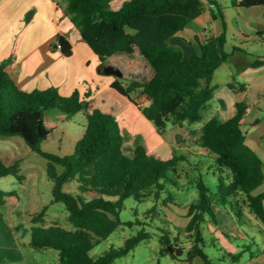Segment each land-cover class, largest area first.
<instances>
[{"label": "trees", "instance_id": "1", "mask_svg": "<svg viewBox=\"0 0 264 264\" xmlns=\"http://www.w3.org/2000/svg\"><path fill=\"white\" fill-rule=\"evenodd\" d=\"M56 1L78 30L80 39L100 61L125 72L121 78L126 81L117 78L112 87L143 110L149 120L155 121L158 113L163 114L160 130L170 118L181 126L203 120L202 110L215 94L214 74L237 47L228 51V39L223 33L199 41L200 53L194 50L191 41H186L192 52L185 56L183 48L169 40L201 16L209 3L213 16L222 17L226 26L218 0H126L118 10L111 7L114 0ZM233 4L250 9L264 6V0H233ZM8 62L0 64V136H21L31 149L49 160L48 175L54 182L52 202L65 204L72 225L47 226L49 206L46 205L31 218L30 245L58 250L61 264H112L150 236L143 229L126 239L123 246L112 247L100 256L91 255L122 224L120 215L125 201L133 198L143 202L154 198L156 204L147 212L150 218L159 214V202L165 208L169 204L182 205L168 190V183L179 186L180 165L189 161L193 152L176 150L168 160L158 159L149 153L143 135L132 140V135L120 128L113 115L93 107L87 100L90 92L82 96L76 89L65 96L54 86L28 91L9 74ZM255 64L258 66L264 61L258 59ZM230 87L237 96L236 114L226 120L211 117L203 123L197 140L199 150L203 151L198 154L214 158L220 183L213 192L201 177L197 180L198 197L185 206L189 264L196 258L203 264H213L204 251L203 223L218 224L216 204L226 206L233 199L235 203L230 202L238 220L247 207L264 223V193H253L264 183L263 160L248 144L242 128L248 109L246 85L232 82ZM140 94L147 97L148 105L139 102ZM54 108L69 116L85 113L86 129L72 154L59 156L42 149V143L51 133L45 125V116ZM8 175L23 180L18 161L5 165L0 155V178ZM71 180L77 181L78 194L64 189L65 183ZM164 193L168 194L162 198ZM10 194L0 190V207L6 204ZM160 242L163 254L177 258L180 236L172 242L164 234ZM230 255L234 261L240 258L239 254Z\"/></svg>", "mask_w": 264, "mask_h": 264}, {"label": "rangeland", "instance_id": "2", "mask_svg": "<svg viewBox=\"0 0 264 264\" xmlns=\"http://www.w3.org/2000/svg\"><path fill=\"white\" fill-rule=\"evenodd\" d=\"M125 1H112V9H120ZM223 2L227 5L228 12L236 14L237 10L232 6L231 0H223ZM255 9L254 11H258L256 19L261 22L263 33L258 35L256 40H251L244 45L249 51L247 59L250 60L264 56V6ZM229 18L232 19V15H229ZM72 37L79 46V50L74 54L67 55L74 59L71 66L69 67L66 63L62 76L56 79V83L51 80L50 87H57L65 96L71 95L77 88H81L84 93L91 92V97L88 96L87 100H91V104L100 107L104 113L113 115L120 128L126 129L132 135V140H135L139 135L145 136L149 153L158 159L168 160L176 150L179 153L193 152L190 160L180 165L179 186L168 183V190L176 195L177 202L182 205L169 204V208H165L159 202V214L150 218L147 217V212L156 204L154 198L143 202L128 198L120 215L122 224L109 237L102 240L91 251V255L100 256L112 247H121L126 239L145 229L150 233V236L141 241L128 254L117 258L112 264H189L190 244L185 231L188 220L185 217L187 212L185 206L198 197L197 180L201 177L213 192L217 191L220 183V172L214 158L198 154L200 147L195 142L197 137L194 132L202 129L203 123L212 116L217 115L220 118L221 116L215 113L210 114L208 110L204 109L202 121L185 123L181 126L175 124L170 118L166 127L160 130L156 122L149 120L143 110L134 102H130L128 98L114 89L109 90V86L104 87L100 84L109 77L115 80L118 78L121 81H126V79L106 74L104 70L107 65L97 58L91 62L83 57L82 54L86 51L91 52V48L79 38L76 29L72 33ZM234 44L240 45L233 37H229L227 50L231 51ZM120 68L122 69V67ZM125 75L124 72L123 77ZM95 76L99 81L95 80ZM111 92L114 93L113 96H111ZM137 97L141 104L145 103V95L140 94ZM126 101L134 108L135 112L127 109ZM144 106L146 105L144 104ZM45 125L51 129V133L42 143V149L52 154L65 156L74 152L77 141L85 132L87 121L84 112L69 116L54 108L46 113ZM242 127L257 137L258 143L255 145V149L263 160L264 169V126L257 128L246 120ZM174 128L176 130H173ZM186 143L190 144L185 145ZM0 155L5 165H12L18 161L20 174L23 176V180H20L16 175L0 178V190L12 193L7 197L6 204L0 207V212L4 215L10 232L20 242L21 250L23 249L21 245L31 233L32 216L40 212L46 205L49 206L45 223L47 226L58 223L65 227H71L65 204L52 202L54 182L48 175L49 160L31 149L21 136H0ZM61 170L62 167H59V171ZM222 175L226 176L224 173ZM228 182L229 179H226L225 183L228 184ZM64 189L72 194L79 193L76 180L65 183ZM253 193H264V183ZM167 194L164 193L162 198ZM230 201L235 203L233 199ZM230 201L225 204L226 206L216 204L218 224L212 221L203 223L206 239L204 251L212 259L213 264H264V223L247 207L243 208L242 219L238 220ZM164 234H167L172 242H175L176 237L180 236L181 249L178 251L177 258L162 253L160 238ZM22 251L27 262L15 264H61L60 253L56 249L34 248V252H31L27 247ZM230 254H239V260L234 261ZM193 264H202V260L196 258Z\"/></svg>", "mask_w": 264, "mask_h": 264}, {"label": "crops", "instance_id": "3", "mask_svg": "<svg viewBox=\"0 0 264 264\" xmlns=\"http://www.w3.org/2000/svg\"><path fill=\"white\" fill-rule=\"evenodd\" d=\"M218 1L226 18V26L222 17L213 16L212 4L209 3L207 10L201 16L190 22L184 30L172 36L169 41L181 46L185 56H189L192 52L186 41H191L197 53H200L201 50L199 41L210 36H219L225 33L227 39L233 37L239 42L240 45H233L237 49L232 52L229 59L216 70L213 79L216 88L215 94L203 110H208L210 114H218L221 118L217 115L214 116L222 120L234 116L237 112V96L230 87V83H242L246 85L244 94L248 103L242 124L248 120L250 125L260 128L264 126V64L257 66L255 63L258 59L264 61V56H258L254 60L247 59L249 51L244 46L245 43L256 40L258 35L263 33L262 24L256 19L258 11H254L255 8H239L231 0L232 6L237 10L236 14H233L228 12V7L223 0ZM229 15H232V19L229 18ZM75 29L70 18L58 7L56 0H0V64L9 61V74L28 91L49 88L51 80L56 83V79L62 76L65 64L67 63L70 67L74 60L73 57H68L61 50L59 47L60 38L57 39V37L59 34L64 35L72 44V53L74 54L79 50V46L72 37ZM78 36L80 38L79 32ZM195 37H198V40ZM91 52L86 51L82 56L91 62L95 61V58L100 60L92 49ZM95 80L99 81L96 76ZM114 81L115 79L109 77L100 84L104 87L109 86V90L117 91L112 87ZM79 90L84 96L83 90L81 88ZM111 94V96L114 95L113 92ZM117 99L119 98L117 97ZM144 101L145 105L149 104L147 97L144 98ZM126 102L127 109L135 112L128 101ZM90 103H92L91 100ZM91 105L101 109L94 104ZM243 130L246 133L248 144L255 149V145L258 143L257 137L248 130ZM194 133L198 140L202 129L196 130ZM195 142L197 143L196 140ZM30 241L31 233L21 246L23 249L29 247L31 252H34ZM19 243L10 232L5 217L0 212V263L27 262Z\"/></svg>", "mask_w": 264, "mask_h": 264}, {"label": "water", "instance_id": "4", "mask_svg": "<svg viewBox=\"0 0 264 264\" xmlns=\"http://www.w3.org/2000/svg\"><path fill=\"white\" fill-rule=\"evenodd\" d=\"M60 45H61V50L66 54V55H71L72 54V44L70 41L63 35L60 37ZM104 72L108 75H116L118 77H123V72L114 67L113 65H107L105 66ZM156 124L158 126H162L164 123V118L162 113H158L156 120Z\"/></svg>", "mask_w": 264, "mask_h": 264}, {"label": "built area", "instance_id": "5", "mask_svg": "<svg viewBox=\"0 0 264 264\" xmlns=\"http://www.w3.org/2000/svg\"><path fill=\"white\" fill-rule=\"evenodd\" d=\"M59 47L61 48V45H60V43H59Z\"/></svg>", "mask_w": 264, "mask_h": 264}]
</instances>
